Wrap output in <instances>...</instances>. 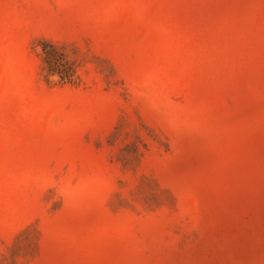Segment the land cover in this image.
<instances>
[{"label": "rangeland", "instance_id": "rangeland-1", "mask_svg": "<svg viewBox=\"0 0 264 264\" xmlns=\"http://www.w3.org/2000/svg\"><path fill=\"white\" fill-rule=\"evenodd\" d=\"M0 264H264V0H0Z\"/></svg>", "mask_w": 264, "mask_h": 264}, {"label": "trees", "instance_id": "trees-1", "mask_svg": "<svg viewBox=\"0 0 264 264\" xmlns=\"http://www.w3.org/2000/svg\"><path fill=\"white\" fill-rule=\"evenodd\" d=\"M47 62H48V60H47ZM49 67H50V63H49ZM49 69H50V71L54 72L52 67H50Z\"/></svg>", "mask_w": 264, "mask_h": 264}]
</instances>
